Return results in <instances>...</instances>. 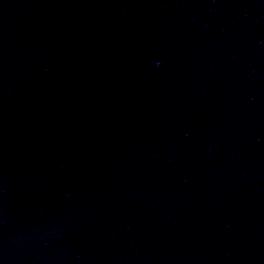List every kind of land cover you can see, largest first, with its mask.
<instances>
[{
	"label": "water",
	"instance_id": "95a60500",
	"mask_svg": "<svg viewBox=\"0 0 264 264\" xmlns=\"http://www.w3.org/2000/svg\"><path fill=\"white\" fill-rule=\"evenodd\" d=\"M0 264H264V193L100 139L0 84Z\"/></svg>",
	"mask_w": 264,
	"mask_h": 264
}]
</instances>
